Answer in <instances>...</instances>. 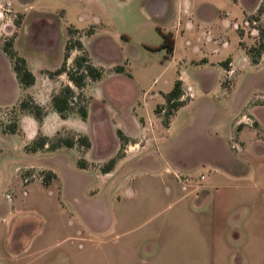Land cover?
I'll use <instances>...</instances> for the list:
<instances>
[{
	"label": "rangeland",
	"instance_id": "obj_1",
	"mask_svg": "<svg viewBox=\"0 0 264 264\" xmlns=\"http://www.w3.org/2000/svg\"><path fill=\"white\" fill-rule=\"evenodd\" d=\"M21 1L0 0V31L13 29L20 56L55 66L68 39L80 37L104 75L83 90L87 119L73 112L52 135L87 134L88 150L33 151L43 133L5 132L20 110L0 109V251L10 236L43 223L60 238L87 232V249L97 254L89 264H264V54L258 64L249 54L264 27V0H165L163 15L151 13L152 0ZM204 6L217 9L208 24L200 21ZM40 15L58 26L49 25L56 30L49 55L29 45L31 30H47ZM174 27L172 56L150 47ZM179 78L187 103L167 127L163 94ZM54 79L58 89L68 80ZM41 171L55 173L49 185ZM104 211L106 224L97 220Z\"/></svg>",
	"mask_w": 264,
	"mask_h": 264
},
{
	"label": "crops",
	"instance_id": "obj_2",
	"mask_svg": "<svg viewBox=\"0 0 264 264\" xmlns=\"http://www.w3.org/2000/svg\"><path fill=\"white\" fill-rule=\"evenodd\" d=\"M20 3L22 2L19 0ZM165 0H152L149 3V8L154 15H163L166 13ZM217 15V9L215 6H204L201 8V23L208 24L211 18H215ZM42 22H45L47 32L44 28L39 26L36 30H31L29 35V45L35 50L40 51L43 55H49L52 52L49 40H52L55 36L56 30L51 29L49 25L55 26L58 29L57 24L52 19L53 23H50V17L40 15L38 17ZM41 22V23H42ZM48 25V26H47ZM25 26V19L23 18L21 24L17 30L20 33ZM194 25L189 22L186 26V32L192 33L194 31ZM165 32H172L175 34V48H178L179 31L178 28H172L170 30L165 29ZM14 34L13 29H9L5 33L0 31V109H7L13 107L19 103L27 95H31L38 103L47 108V113L42 121L37 120L31 113L24 112L19 117V125L21 131L28 138L38 136L39 133H43L47 136H52L59 129L57 126L61 120L69 118H62L53 107L51 98L54 92L58 90L59 79L51 78L47 71H54L59 68L64 60L62 56L55 66H48L41 62L31 63L27 56L28 67L34 73L36 80L35 83L29 87H24L18 81L16 74L13 70V63L9 56L2 49L3 41L7 36ZM16 36L14 38L16 45ZM208 40L209 37H208ZM160 44L152 45L151 48H158L163 43V38L160 34ZM186 44L191 46V40L186 38ZM19 50V49H18ZM160 50V49H158ZM165 50V49H162ZM174 53V52H173ZM208 75L213 74V71L208 70ZM40 75V76H39ZM66 74L59 75V77ZM64 84H73L66 80ZM259 122V121H258ZM260 124V123H259ZM3 129L0 127V134ZM82 170L87 171V168ZM112 171V170H111ZM110 171V172H111ZM107 172V173H110ZM41 178V177H40ZM187 187V186H186ZM87 199L86 197H84ZM83 203V211L86 218V230H87V204ZM100 223H107L106 212L104 211L100 217L97 218ZM25 230L19 237L12 241V236L8 238V249L0 251V264H89L97 254H94L90 249H87L91 243V239L87 237V232L78 230L76 233H71L63 237H59L55 230L45 233L43 223L29 224L25 227ZM102 257L107 256V251H102ZM103 259V258H102Z\"/></svg>",
	"mask_w": 264,
	"mask_h": 264
},
{
	"label": "trees",
	"instance_id": "obj_3",
	"mask_svg": "<svg viewBox=\"0 0 264 264\" xmlns=\"http://www.w3.org/2000/svg\"><path fill=\"white\" fill-rule=\"evenodd\" d=\"M263 7L264 6H261L259 8L260 13L263 11ZM256 20H259L258 17H256ZM20 24L21 22L17 23V27H19ZM257 29L259 31V41L256 45L249 48V54L254 64H258L264 54V27H257ZM74 30L78 31L77 29ZM74 30H71L70 33L74 32ZM160 34L163 38V43L160 47L155 49H166L167 57H170L172 56L175 48L174 34L172 32H164L162 30H160ZM14 38L15 34L6 40L4 45L2 44V49L11 59L13 63V70L20 84L24 87H29L35 83L36 77L29 69L26 59L20 56L14 49ZM74 50H78L79 53L75 56L73 63L69 65L68 59ZM224 65L226 69L230 71L231 59H227L224 62ZM116 70L117 72H123L124 67L119 65ZM47 74L51 78L66 74L68 80L73 84V86L70 84H64L60 87V89L53 93L51 98L53 109L59 113L62 118H67L71 113L75 112L80 118L86 120L89 113L87 104L85 101L83 102L81 100L84 95L83 90L89 82L100 80L104 75V70L103 67L94 63L89 51L86 50L80 37L68 39L65 47L64 60L61 66L54 71H47ZM185 93L186 89L184 87V82L179 78L176 80L174 88L170 92L163 94L166 100V107H169L170 109L164 118V124L167 127L170 124V116H172L181 106L187 103L185 100H182ZM15 106H18L20 115L24 112H29L39 121H42L47 113V108L38 103L31 95L25 96ZM162 107L163 105H159L156 108L155 112L157 115H160ZM3 129L8 133L20 132L21 128L19 120L17 123L15 122L10 125L3 124ZM118 135L121 139H124V133L121 130L118 131ZM63 146H80L81 148L88 150L92 147V141L90 137L84 133H75L71 137H64L61 132H58L56 136L40 134L38 139L35 141V146L31 150L37 151L47 148L54 151ZM115 162V159H111L109 166L104 169L105 173L110 172L114 168ZM80 166L85 168L87 166V161L82 159L80 161ZM40 177H42V180L46 185H49L55 177V173L52 171H41Z\"/></svg>",
	"mask_w": 264,
	"mask_h": 264
}]
</instances>
